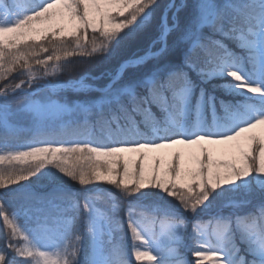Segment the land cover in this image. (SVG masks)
<instances>
[{
	"label": "snow or ice",
	"instance_id": "1",
	"mask_svg": "<svg viewBox=\"0 0 264 264\" xmlns=\"http://www.w3.org/2000/svg\"><path fill=\"white\" fill-rule=\"evenodd\" d=\"M157 4L0 0V81L14 71L27 76L0 88V163L8 162L0 168V221L7 229L0 264H228L213 240L237 233L246 251L237 264H264V200L247 215L193 222L186 244L185 218L132 200L126 210L117 206L123 219L112 218L88 200L81 205L72 197L27 187L51 167L82 186L114 185L125 198L157 190L193 216L210 206L220 189L249 177L257 183L248 191L264 195V106L246 104L236 110L221 101L229 116L217 119L215 98L203 89L195 96L196 80L220 71L232 81L225 87L264 98V85L242 74L244 64L264 72V0H249L243 7L235 0H172L171 19L166 14L147 29ZM186 7L192 13L182 23L177 13ZM145 37L147 46L132 51ZM41 53L49 54L40 58ZM71 57L118 67L97 89L83 84V78L46 84L50 92L43 94L34 88L39 79L71 71ZM148 61L150 72L135 79L125 74ZM33 65L43 68L42 76ZM68 90L95 92L99 98L65 99ZM17 95L26 99L16 100ZM21 111L32 114L30 143L16 142L13 119ZM17 187L19 203L12 207L9 194ZM65 200L72 203L65 205ZM230 203L240 207L250 201ZM25 218L44 233L62 230L59 245L52 250L36 246L23 227ZM153 240L166 241L163 254L153 250Z\"/></svg>",
	"mask_w": 264,
	"mask_h": 264
},
{
	"label": "trees",
	"instance_id": "2",
	"mask_svg": "<svg viewBox=\"0 0 264 264\" xmlns=\"http://www.w3.org/2000/svg\"><path fill=\"white\" fill-rule=\"evenodd\" d=\"M170 0H158V4L156 8L150 13L151 19L148 21V25H146L147 29H151L153 25H158L162 19V15L164 10L167 6V3ZM195 0H188L189 4L194 3ZM235 3L239 7L246 6L249 3V0H235ZM184 11V12H183ZM183 12V13H182ZM182 14H179V18L183 23L186 17H189L192 13V8L186 7L185 10H181ZM186 15V17H185ZM142 22V21H141ZM169 39H171V34ZM150 41L145 37V39L140 43L139 46L134 47L132 51H140L142 48L146 47ZM226 46L232 48L234 51L238 52L237 46H235L230 41H224ZM49 53H41L40 58H46ZM129 57L131 53L128 54ZM70 60H74L75 63L71 66V71H61L55 76L44 77L43 79H39L35 82L34 87L42 82H55V81H70L79 79L83 76H88L87 80L95 81L100 83V85H105L108 79V73L112 72L114 68H117L118 65L115 62H100V63H84L78 57H71L68 58ZM51 63V62H50ZM152 61L147 62V65L144 66H136L140 67V69L135 68H128L126 70V75L131 78L135 79L140 77L142 74L146 72H150L152 70ZM34 68H38L39 71L37 72V76H42L43 68L39 66L33 65ZM131 76V77H130ZM13 77L15 79L13 80ZM93 77H99V79H93ZM27 76H21L20 72L14 71L6 81H0V88H3L5 84L12 82V83H19L21 79H26ZM45 93L42 91L41 94ZM82 96V94H80ZM197 94L196 97H198ZM16 100H24L26 99L23 96L17 95L14 97ZM19 122L18 125L15 123ZM14 127L18 129L17 136L18 143H30L31 142V129L33 127L32 120L31 121H16L13 119ZM3 134V130L0 129V135ZM15 163V162H13ZM73 161H69L71 165ZM90 163V162H85ZM8 165V162L5 161L0 163V168H4ZM19 167V165H17ZM250 178V177H249ZM248 178V179H249ZM250 183L247 180L240 181L236 185L228 186L225 188L220 189L216 194L214 199L210 202V206L203 207L198 209L197 214L194 216L195 221H199L201 224H208L209 221L214 217H229V216H236V215H247L249 212L255 210L256 205L261 201L264 200V195L250 193L248 191V187L252 185L255 187L257 183L254 179H249ZM27 187L31 188L33 191L37 192H55L58 194H63L65 196H102V199L105 198H119L120 196L124 195L120 189H117L114 185H108L104 182H94L90 185L82 186L78 183V181H72L68 177H63L59 172H57L54 168L45 169L44 172L39 177L32 178V181L28 182ZM246 189V190H244ZM19 188H15L12 193L9 194L10 199L8 203H19L17 199H15V192L18 191ZM243 191V192H242ZM242 192V193H241ZM100 198V197H98ZM129 199H133L135 201V205L147 208L149 210L157 209L158 212H167L173 214L180 218H186L185 214L189 216H193L190 213H186L182 208L178 207L176 203L170 197H166L163 193L158 192L157 190L149 189L135 197H129ZM156 200V201H155ZM235 200L238 202L241 201H250L248 204H242L240 207H233L230 201ZM222 210V211H221ZM137 212L140 210L137 209ZM228 215V216H227ZM3 224L0 222V244L2 246L7 245L6 239V232L4 231ZM236 238L237 242L235 245L237 246L235 249L238 251L239 255H235V258L231 264H237L240 255H246L245 251V244L240 242L239 233L236 234L234 237ZM191 241V238L188 239ZM225 242V241H224ZM190 244V243H189ZM213 247L215 250L223 251L219 239L213 240ZM232 248V247H231ZM233 249V248H232ZM224 255H226L224 253ZM228 261V260H227ZM228 264L229 261H228Z\"/></svg>",
	"mask_w": 264,
	"mask_h": 264
},
{
	"label": "rangeland",
	"instance_id": "3",
	"mask_svg": "<svg viewBox=\"0 0 264 264\" xmlns=\"http://www.w3.org/2000/svg\"><path fill=\"white\" fill-rule=\"evenodd\" d=\"M171 2H172V0H170L167 3V6L164 10L162 18L165 17V15L167 14L169 16V19H171V17H170L171 12L174 11V9H169V4ZM176 2L178 4L181 2V0H176ZM183 10H185V8ZM182 13H177L178 17H179V14H182ZM185 17H186V15H185ZM186 18L188 19V17H186ZM185 21H186V19H185ZM238 52H242V50H240ZM242 67H243L242 74L248 79L249 82H251L253 84L264 85V72L254 70L252 66L247 65V64H244ZM126 70L127 69H125V72H126ZM87 77L88 76L81 77V78H83V84L90 85L93 89H97V88L104 86V85H100V83H97L95 81L87 80ZM81 78L75 79V81H79V80H81ZM67 82H69V81H65V82L64 81L63 82L62 81L42 82L41 84L37 85V87L35 86L34 88L41 89L42 91L47 93V92H50V89L45 88L46 84H56V83H65L66 84ZM196 84H197V87L195 89V96H197V94H200V90L203 89L207 96H212L215 98L217 119H225L226 120V119H228V116H229L228 111L221 106V104H220L221 101H223L224 104H230V105L234 106V108L236 110H239L240 108H242L246 104L255 105L257 107L264 106V98L253 96L252 94H248L244 91L233 90L230 87H225V86H230L232 84V81L230 80V78L225 76L223 74V72H220V71H218L210 79H207V80L197 79ZM80 94H82V96ZM64 98L65 99L79 98L82 100L85 98L98 99L99 97H98V94H96L95 92H91V91H71V90H68L65 92ZM248 115L251 116L252 114L248 113ZM206 119H209V120L211 119L210 113L207 114ZM14 120H16V121H31L32 120V114L29 111L17 112L16 115L14 116ZM15 124L18 125L19 122L15 123ZM162 151H166V150H162ZM249 179H254L257 181V179L254 177H250ZM249 179H247L248 183H250ZM244 190H246V189H244ZM102 196H71V197L76 202L80 201L81 205L83 204V200H88L96 207L98 212H100L101 214H104V215L112 217V218H115L118 215H120L122 219L124 218L123 212H121L119 214L116 211L117 206H120L121 208H124L126 210L127 201L132 200L133 203H135V201L133 199H129V197L125 198L124 195L120 196L119 198H110V199H109V197L102 199ZM98 197H100V198H98ZM232 201H235V200H232ZM236 202H238V201H236ZM63 203L65 205L71 204L72 200H65ZM9 204L12 207H16L18 203H9ZM125 216H126V211H125ZM185 217H186L185 219L187 220L186 221L187 232L185 234L184 239H185V243L189 244L190 241L188 239L191 238V235H192L191 228H192L193 222H195V220H194L195 217L189 216L188 214H185ZM0 222L2 223V221H0ZM22 224H23V227L25 228V230L28 232V234L32 238L33 243H35L36 246L40 247L41 249L52 250L53 248L57 247L62 240V237H63V231L62 230L59 232H56L54 234L53 233H44L42 231L34 229L32 226L31 220L27 219V218L22 220ZM5 232L7 233V229H4L3 233H5ZM86 232H87V228L86 227L82 228V230H81L82 239H83L84 235L86 234ZM85 240H87L86 237H85ZM219 242H220V245H221L224 253L226 254L225 259L228 260L229 263L231 264V262L235 261L234 258H235V255L237 253V251H236L237 246L235 245V243L237 242L236 238H234L230 234H225V236L222 239H219ZM151 243H152L153 250L155 252L163 254V249H164L166 241L161 240V241L157 242V241L153 240V241H151ZM5 247L0 244V249H4ZM185 255L189 260L191 259V252L188 251L187 249H185ZM144 264H147V262H144ZM161 264H163V260H162Z\"/></svg>",
	"mask_w": 264,
	"mask_h": 264
}]
</instances>
